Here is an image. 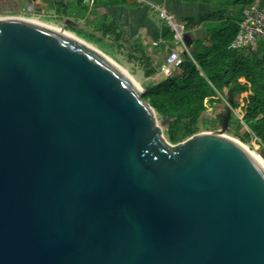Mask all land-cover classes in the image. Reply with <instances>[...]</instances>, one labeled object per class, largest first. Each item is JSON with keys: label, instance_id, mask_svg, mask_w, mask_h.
I'll list each match as a JSON object with an SVG mask.
<instances>
[{"label": "water", "instance_id": "obj_1", "mask_svg": "<svg viewBox=\"0 0 264 264\" xmlns=\"http://www.w3.org/2000/svg\"><path fill=\"white\" fill-rule=\"evenodd\" d=\"M39 23L0 16V264H264V168L230 107L171 144L138 84Z\"/></svg>", "mask_w": 264, "mask_h": 264}, {"label": "trees", "instance_id": "obj_2", "mask_svg": "<svg viewBox=\"0 0 264 264\" xmlns=\"http://www.w3.org/2000/svg\"><path fill=\"white\" fill-rule=\"evenodd\" d=\"M130 1L93 0L92 7L120 6ZM181 1L209 4L215 0ZM217 1L219 8L182 20L183 32L192 33L203 28V38L192 41L191 54H180L182 61L176 72L164 75L158 81L143 83L142 98L153 108L157 121H166L163 135L169 143L175 144L200 132L206 100L220 101L222 96L228 102L230 94L232 102L231 105L228 103L231 111L226 132L245 144L255 140L264 149V40L258 42L256 50L250 46L229 47L242 17L237 19L231 15L232 5L242 2L245 6L257 1L254 5L264 9V0ZM57 14L63 15L61 8ZM67 30L113 58L103 45L109 35L106 29L83 31L69 27ZM174 35L170 26L163 22L159 46L168 50L174 48L177 45ZM112 37L118 40L119 34L114 33ZM135 57L144 64L147 77L159 72L147 53L138 50ZM243 92L247 95L240 99ZM237 113L241 115L240 121L235 119ZM221 116L218 115L219 123Z\"/></svg>", "mask_w": 264, "mask_h": 264}, {"label": "crops", "instance_id": "obj_3", "mask_svg": "<svg viewBox=\"0 0 264 264\" xmlns=\"http://www.w3.org/2000/svg\"><path fill=\"white\" fill-rule=\"evenodd\" d=\"M33 9V13H20L14 12L12 9H7L11 14L23 16V17H31L36 18L41 21H48L44 18V13L42 9L38 7L37 2L40 0H28ZM93 0H76L75 5H71L72 0H56L60 7L56 9V19L61 20L60 22H54L61 25V22L64 18H69L72 21L80 24V28L85 29L83 21L89 20L93 29L100 30L106 29L108 32L107 38H113L114 33L119 34L118 40H113V43H116L118 46L129 49L133 54H137L138 50H142L147 53L153 65L158 68L159 65H155V58L160 61L162 58L168 55V53L172 50L179 52L180 54L185 50L183 43L177 42V45L174 48L167 49L166 47H160L159 44L162 42L161 40V26L163 21H154L149 18L147 9L139 3L138 0H131L129 4L120 5V6H107V7H92ZM148 5L152 4H161L160 9L165 11L170 16H181L182 10L184 9L182 6L183 2L181 0H145ZM192 5V8L196 11L203 10L202 5H208L204 3H186ZM59 8L62 9L63 15H58L57 11ZM203 13H198L197 16H181L180 22L186 17H199ZM167 23V22H166ZM181 24V23H180ZM182 26V25H180ZM67 28V27H66ZM201 30L202 34H199L198 31ZM69 31V30H68ZM71 32V31H70ZM74 34L73 32H71ZM99 33V31H97ZM192 41L194 39L203 38L204 29L197 28L192 33ZM75 35V34H74ZM176 40V39H175ZM92 45V44H91ZM94 46V45H93ZM155 54V56H153ZM160 56V57H159ZM160 58V59H159ZM157 74V73H156ZM241 80H243L241 78ZM206 100L205 102H207Z\"/></svg>", "mask_w": 264, "mask_h": 264}, {"label": "rangeland", "instance_id": "obj_4", "mask_svg": "<svg viewBox=\"0 0 264 264\" xmlns=\"http://www.w3.org/2000/svg\"><path fill=\"white\" fill-rule=\"evenodd\" d=\"M138 1H139V3L142 4V6H144L147 9V13H148L149 18L153 19L154 21H161V22L164 20L159 16V11L157 10V8L160 9L161 4L148 5L145 0H138ZM75 4H76V0H72L71 5L73 6ZM253 4L257 5V1L253 2ZM37 5H38V7H40L42 9V12L45 15L44 18L48 21H53V22L41 21V20H38L36 18H31V17H26V18H29L33 21L45 23V24H48L50 26L60 28V26H61L60 24L54 23V22H60L61 21V20L55 18V16H56L55 11L58 7H60V4H58L56 2V0H40L39 2H37ZM182 6L184 9L182 10V12H180L181 16H197L198 13L211 12V11L219 8V2L217 0H215L211 3H209L208 5H202L201 8L203 10H200L199 12L194 10L192 8V5H190V4L182 3ZM231 8H232V14L231 15L234 18L239 19L242 15V10L244 8V4L242 2H237L234 5H232ZM11 9L14 12L33 13L32 5L28 0H16V6L11 8ZM0 10L5 11L6 8L1 6ZM1 14L2 13H0V16H1ZM171 17L176 21L177 24L181 25L180 24L181 23L180 17H178V16H171ZM163 22H166V20H164ZM83 23H84V25L88 31L93 30V27L90 24L89 20L83 21ZM68 28L69 27H67V29ZM67 29H65V30L67 32L71 33ZM82 30L85 31V29H82ZM182 32H183V30H182ZM198 33L202 34V31L199 30ZM82 35H85V34L82 32ZM103 45L106 47L105 49L107 50V52H109L113 56V58L116 60H114L110 56L109 57L112 60H114L117 64H119L121 67H123L128 72V74L132 77V79L141 88H142L143 83L155 82V81H158L162 76H164V74L161 73L159 70V72L157 74L150 76V77H147L145 75L144 64L142 62H140L139 60H137L135 55H132L133 53L129 49L123 48L121 46H118L116 43H113L111 38H109V37L106 38L105 44H103ZM153 56H155V54ZM155 59L158 62V59L157 58H155ZM246 95H247V92H243L240 95V99L245 97ZM225 110H226V106H225V103L223 100H220V101L215 100V101L205 102V111H204V117L200 123V132H216V131H218L219 127H220L218 115L223 114L225 112ZM240 116L241 115L237 113L235 119L237 121H240ZM158 124H160V121H158ZM163 128H164V126L162 127V129ZM224 134L226 136L234 138L235 140L242 143L248 150H250V152H252L254 155L258 156L261 159V161L264 162V149H262L255 142V140H252L250 143L245 144L239 138L234 137L231 134H228L226 131Z\"/></svg>", "mask_w": 264, "mask_h": 264}, {"label": "built area", "instance_id": "obj_5", "mask_svg": "<svg viewBox=\"0 0 264 264\" xmlns=\"http://www.w3.org/2000/svg\"><path fill=\"white\" fill-rule=\"evenodd\" d=\"M157 10L159 11V16L166 20L171 30L175 33L174 37L176 41L182 43V26L177 24L176 21L165 11L158 8ZM0 13H2L1 17L17 16L11 14L7 9L5 11L0 10ZM238 27L239 30L229 44V47L239 48L242 46H250L252 50H256L258 42L264 40V10L258 9L254 4H246L242 10V17ZM181 61L182 58L180 53L172 50L160 61H155L154 64L159 65L158 68L161 73L169 75L177 71ZM221 98L224 101L225 106L229 107L227 100L222 96Z\"/></svg>", "mask_w": 264, "mask_h": 264}, {"label": "bare ground", "instance_id": "obj_6", "mask_svg": "<svg viewBox=\"0 0 264 264\" xmlns=\"http://www.w3.org/2000/svg\"><path fill=\"white\" fill-rule=\"evenodd\" d=\"M47 28H50L54 31L60 32L61 34H63L64 36L71 38L81 44H83L84 46H86L87 48L91 49L92 51H94L95 53H97L98 55H100L101 57H103L105 60H107L109 63H111L116 69H118L123 75H125L127 78H129L135 85H137V83L132 79V77L128 74V72L121 67L119 64H117L114 60H112L108 55H106L104 52H102L101 50H99L98 48L94 47L93 45H91L90 43L76 37L74 34L69 33L67 31H62L61 29H59L58 27H54V26H50L48 24L45 23H39ZM245 147V146H244ZM246 148V147H245ZM248 150V149H247ZM249 153L251 154V156L264 168V162L261 161V159L254 155L252 152H250V150H248Z\"/></svg>", "mask_w": 264, "mask_h": 264}]
</instances>
